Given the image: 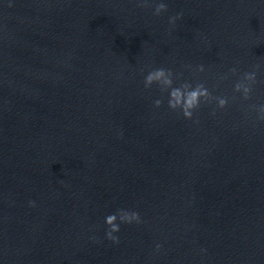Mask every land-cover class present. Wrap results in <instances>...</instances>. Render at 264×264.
I'll return each mask as SVG.
<instances>
[{
    "label": "water",
    "instance_id": "1",
    "mask_svg": "<svg viewBox=\"0 0 264 264\" xmlns=\"http://www.w3.org/2000/svg\"><path fill=\"white\" fill-rule=\"evenodd\" d=\"M160 67L228 103L184 119ZM261 104L264 0H0V264H264Z\"/></svg>",
    "mask_w": 264,
    "mask_h": 264
},
{
    "label": "clouds",
    "instance_id": "2",
    "mask_svg": "<svg viewBox=\"0 0 264 264\" xmlns=\"http://www.w3.org/2000/svg\"><path fill=\"white\" fill-rule=\"evenodd\" d=\"M165 10V5H157L154 10V15H159L161 11ZM182 13H177L175 16H169V24H175V22L181 19ZM204 65L200 64L196 66L197 72H203ZM236 68L230 69V72L235 74ZM257 81V73L255 71H246L243 75L237 79L233 84V91L240 93L242 98L247 100L253 90V85ZM144 86L149 87L156 84L162 91L167 92V107L172 111H178L184 119L190 120L193 118V114L200 108L202 104L212 103L216 104V107L223 109L228 103L227 99L222 96H213L209 89L203 82H198L195 85L185 83L179 87L173 85L172 71L171 69H165L163 67L154 68L147 72L144 76ZM164 101L156 99L153 101L155 107L159 108ZM257 118L264 120V104L259 105L256 108ZM29 207L35 206V201L30 200L28 202ZM140 224L141 217L136 211L131 213L121 209L117 212H112L104 217L103 223L106 225L105 237L113 244L119 242V237L114 235L120 231L121 224ZM158 250L161 245L156 244ZM203 251V249H202Z\"/></svg>",
    "mask_w": 264,
    "mask_h": 264
}]
</instances>
